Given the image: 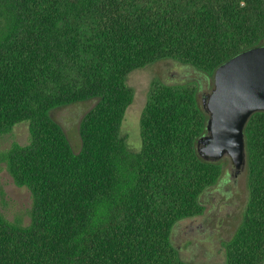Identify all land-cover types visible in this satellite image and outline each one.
<instances>
[{
	"label": "trees",
	"instance_id": "obj_1",
	"mask_svg": "<svg viewBox=\"0 0 264 264\" xmlns=\"http://www.w3.org/2000/svg\"><path fill=\"white\" fill-rule=\"evenodd\" d=\"M262 46L264 0H0V137L28 124L6 161L33 198L27 226L0 209V264H185L174 228L203 214L227 163L199 153V84L151 88L133 152L128 78L170 60L213 88L221 65ZM85 102L76 151L53 113ZM244 136L248 201L225 264H264V112Z\"/></svg>",
	"mask_w": 264,
	"mask_h": 264
},
{
	"label": "rangeland",
	"instance_id": "obj_2",
	"mask_svg": "<svg viewBox=\"0 0 264 264\" xmlns=\"http://www.w3.org/2000/svg\"><path fill=\"white\" fill-rule=\"evenodd\" d=\"M158 82L168 86L195 87L199 84L201 97L212 91V83L207 82L205 75L170 60L133 72L128 85L133 89L134 100L121 128V136L133 152L142 148L141 119L151 88ZM93 105L94 102H85L53 113L76 151L81 146L80 123ZM28 141L27 123L15 126L11 133L0 137V209L9 221L23 226L31 222L33 198L31 192L9 173L6 153L14 144L26 145ZM200 201L203 214L176 225L172 236L174 246L185 264H225V243L240 226L248 201L246 172L235 177L231 166L227 165L224 176L201 195Z\"/></svg>",
	"mask_w": 264,
	"mask_h": 264
},
{
	"label": "water",
	"instance_id": "obj_3",
	"mask_svg": "<svg viewBox=\"0 0 264 264\" xmlns=\"http://www.w3.org/2000/svg\"><path fill=\"white\" fill-rule=\"evenodd\" d=\"M207 134L199 139L206 161L229 157L235 168L246 165L244 128L256 112H264V46L245 51L221 65L205 98Z\"/></svg>",
	"mask_w": 264,
	"mask_h": 264
},
{
	"label": "flooded vegetation",
	"instance_id": "obj_4",
	"mask_svg": "<svg viewBox=\"0 0 264 264\" xmlns=\"http://www.w3.org/2000/svg\"><path fill=\"white\" fill-rule=\"evenodd\" d=\"M207 95H204V97L202 99L203 100V104H205L204 101H205V98H206ZM222 160H224L223 162H226L227 165H230L231 166L232 173H233V175L235 177L239 176L241 173L246 172V166H244L242 168H235L234 165H233V162L231 161V159L229 157H224Z\"/></svg>",
	"mask_w": 264,
	"mask_h": 264
}]
</instances>
